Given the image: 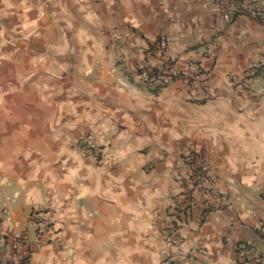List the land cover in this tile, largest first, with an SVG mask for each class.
<instances>
[{
    "label": "crops",
    "instance_id": "0c3cea01",
    "mask_svg": "<svg viewBox=\"0 0 264 264\" xmlns=\"http://www.w3.org/2000/svg\"><path fill=\"white\" fill-rule=\"evenodd\" d=\"M263 53L264 23L222 24L213 0H0V230L35 209L50 222L20 264H229L237 241L263 247L264 69L246 72ZM186 60L204 74L191 89L136 80V63ZM81 133L95 156L77 151ZM191 152L243 209L236 224L201 208Z\"/></svg>",
    "mask_w": 264,
    "mask_h": 264
},
{
    "label": "built area",
    "instance_id": "2783aa9c",
    "mask_svg": "<svg viewBox=\"0 0 264 264\" xmlns=\"http://www.w3.org/2000/svg\"><path fill=\"white\" fill-rule=\"evenodd\" d=\"M215 4V14L222 24L230 23L237 16H244L264 23V0H213ZM214 34V44L218 43L219 27L211 25ZM264 69V53L251 60L247 67V75L253 77L259 70ZM136 80L145 87H165L172 82H178L186 89L203 83L204 74L200 68L191 61H183L179 65H167L154 67L148 62H140L134 65ZM204 97L210 96L208 87H204ZM74 145L78 152L82 151L86 155L93 157L97 154V147L91 142L90 133L78 134L74 139ZM192 187L200 191L203 199L200 202L202 209L228 210L231 212V220L236 224L233 213L243 209L233 200L223 197L216 191L215 185L208 179V166L203 159L195 153H187ZM254 191L262 193L259 186L254 187ZM262 208L255 215L252 227L259 234L264 243V194ZM46 200V196L43 197ZM2 214L6 213L3 208ZM253 215L254 213L251 212ZM177 219V217L175 216ZM50 222L46 218L42 209L32 210L25 222L13 231L0 230V240L6 245V256L13 264L24 263L29 255L46 244ZM163 240L167 246H174V229L172 226L161 230ZM7 238L8 241H5ZM53 246L57 249L64 247L62 239L54 240ZM194 253L204 254L201 247H193ZM229 264H264V246L256 247L248 240H239L234 244L232 256Z\"/></svg>",
    "mask_w": 264,
    "mask_h": 264
},
{
    "label": "rangeland",
    "instance_id": "374dc122",
    "mask_svg": "<svg viewBox=\"0 0 264 264\" xmlns=\"http://www.w3.org/2000/svg\"><path fill=\"white\" fill-rule=\"evenodd\" d=\"M41 33H44V32H39V34H41ZM45 33H46V32H45ZM45 33H44V34H45Z\"/></svg>",
    "mask_w": 264,
    "mask_h": 264
}]
</instances>
